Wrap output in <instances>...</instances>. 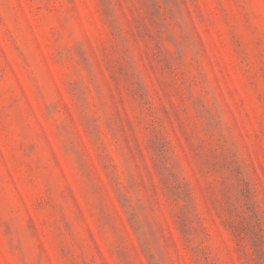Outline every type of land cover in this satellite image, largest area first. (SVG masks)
I'll return each instance as SVG.
<instances>
[{"label":"rangeland","instance_id":"rangeland-1","mask_svg":"<svg viewBox=\"0 0 264 264\" xmlns=\"http://www.w3.org/2000/svg\"><path fill=\"white\" fill-rule=\"evenodd\" d=\"M0 264H264V0H0Z\"/></svg>","mask_w":264,"mask_h":264}]
</instances>
